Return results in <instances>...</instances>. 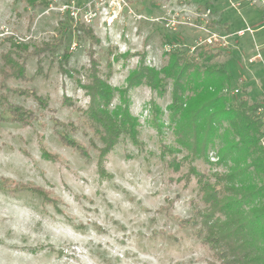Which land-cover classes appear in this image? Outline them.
<instances>
[{
  "label": "rangeland",
  "instance_id": "374dc122",
  "mask_svg": "<svg viewBox=\"0 0 264 264\" xmlns=\"http://www.w3.org/2000/svg\"><path fill=\"white\" fill-rule=\"evenodd\" d=\"M49 2L48 8H30L24 1L0 0V65L11 40L64 39L55 57L47 54L28 60L27 74L33 81L8 82L9 87L35 89L47 97L54 112L39 109L32 98L10 96L12 103L36 111L38 120L28 127L10 122L8 110L0 109V264H207L212 253L201 245L192 227H181L182 220L192 215L197 185L192 181L185 188L184 182L170 181L172 174L161 156L162 145L181 148L169 126L173 81L169 80L163 95L144 85L129 92L130 112L141 124L140 143L123 136L106 163L108 176L101 179L99 154L89 143L92 133L85 136L84 127L69 133L88 149L87 158L63 145L55 133V119L76 125L84 122L81 112L61 106L64 93L78 107L86 109L89 104L75 81L59 72L58 61L67 50L72 53L70 67L81 77L89 66L90 43L73 32L75 22L91 26L101 39L94 47L95 57L104 77L110 71L108 60L113 62L110 83L117 89L127 86L142 54L146 65L161 69L169 62L170 52L195 54L203 47L219 53L211 64L224 66L231 77V87L223 94L240 98L245 90L251 102L264 108V0ZM214 35L217 41L212 39ZM136 52L140 55H134ZM124 53L127 55L120 57ZM39 63L42 74L37 73ZM204 78L184 82L187 101L204 96L205 85L196 89ZM123 104L124 96L116 92L113 107ZM221 104L209 114L227 107ZM154 107L163 114L154 113ZM155 122H163L161 133ZM215 126L213 143L205 153L212 165L202 158L193 165L209 173L239 170V186H260L262 177L246 169L249 159L237 146L229 119L223 118ZM41 140L59 162L42 158ZM232 146L236 148L230 150ZM188 153L183 150L178 157ZM186 172L187 167L181 174ZM5 179L51 191L56 206L28 192L15 196L4 192ZM251 206H257V200Z\"/></svg>",
  "mask_w": 264,
  "mask_h": 264
},
{
  "label": "trees",
  "instance_id": "16d2710c",
  "mask_svg": "<svg viewBox=\"0 0 264 264\" xmlns=\"http://www.w3.org/2000/svg\"><path fill=\"white\" fill-rule=\"evenodd\" d=\"M18 1H24L30 8L50 6L49 0ZM262 12L264 13V9ZM72 22L74 23L73 19ZM73 32L82 34L89 40V66L84 69L85 73L81 77L76 69L70 67L72 53L65 50L59 58L58 70L63 76L75 81L88 96L89 104L86 109L78 107L74 99L64 93L61 106L81 112L84 126L76 125L74 122L67 124L55 119V133L61 143L87 158L88 149L72 138L69 133H77L82 127H84L85 136L92 133L89 143L99 154L97 161L99 177L106 178L108 176L106 163L121 138L125 136L136 145L140 143L138 137L141 124L130 112V101L127 96L129 92L144 85L151 92L163 95L169 80H172V102L168 106L169 126L174 129L177 143L181 148L175 149L162 145L161 156L165 167L172 174L170 181L184 182L185 188L195 181L198 188L196 197L191 202L192 215L182 220L181 227H192L201 245L207 247L212 253L213 259L207 264H264V145L262 144L264 115L260 113L262 105L259 102H251L245 90L240 98L229 94L225 96L224 91H228L231 87V77L224 66L211 64L219 53L203 47L199 48V52L195 54L184 50L170 52L169 62L161 69L146 65L145 54H142V62L128 78L127 86L117 89L110 83L113 64L111 60H108L107 64L109 73L106 77L102 76L101 63L95 57L94 49L101 44V39L94 29L84 23L75 22ZM63 44V38L42 42L11 40L9 50L2 52L0 109L8 110L10 122L29 127L38 120L35 110L12 103L10 96L32 98L39 109L50 110L47 97L40 95L35 89L21 90L22 88L19 87H9L8 82L33 81L34 78L27 74L28 60L32 57L40 59L47 54L55 57ZM139 53L136 52L134 55H140ZM126 55L127 53H124L120 57ZM115 60L118 61L119 57L117 56ZM37 73H43L40 63ZM202 75L205 78L196 89L205 85L206 87L202 90L204 96H199L195 102L187 101L183 94L184 84L195 83ZM189 88H192L191 84ZM116 92L124 96V104L113 107ZM220 104L227 107H224L222 111L216 110L209 114ZM153 111L157 115L163 114L158 107H154ZM223 118L229 119L231 133L238 138L237 146L242 148L249 159L246 169H253L262 177L263 182L260 186H239L236 182L242 173L239 170L209 173L200 171L193 165L197 158H202L211 164L205 153L209 145L213 143L216 123ZM154 126L161 133L164 124L155 122ZM59 127L62 130L58 129ZM97 141L101 145H98ZM234 148L236 146H232L230 150ZM183 150L189 153L179 158L178 154ZM40 151L45 160L59 162L57 155L49 152L42 140ZM220 164L221 159L216 165ZM185 167L187 172L181 174ZM1 189L12 196L20 192H28L41 197L48 205L56 206L57 204L53 193L43 187L5 179ZM255 200H257V206L252 207L251 203Z\"/></svg>",
  "mask_w": 264,
  "mask_h": 264
},
{
  "label": "built area",
  "instance_id": "2783aa9c",
  "mask_svg": "<svg viewBox=\"0 0 264 264\" xmlns=\"http://www.w3.org/2000/svg\"><path fill=\"white\" fill-rule=\"evenodd\" d=\"M241 34H242V33H241ZM212 39L215 40V41H217V37H216V35L212 36ZM210 41H212V40H210ZM236 93H239V90H236ZM260 113L264 115V108H261ZM263 143H264V142H263ZM263 145H264V144H263Z\"/></svg>",
  "mask_w": 264,
  "mask_h": 264
}]
</instances>
